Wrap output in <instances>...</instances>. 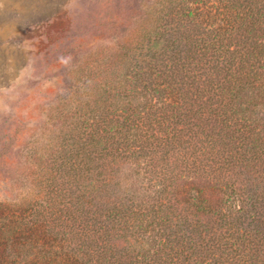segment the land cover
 Segmentation results:
<instances>
[{"label":"trees","instance_id":"1","mask_svg":"<svg viewBox=\"0 0 264 264\" xmlns=\"http://www.w3.org/2000/svg\"><path fill=\"white\" fill-rule=\"evenodd\" d=\"M179 5L206 37L87 15L94 106L55 115L60 164L0 201V264H264V134L238 107L264 106V0Z\"/></svg>","mask_w":264,"mask_h":264},{"label":"rangeland","instance_id":"2","mask_svg":"<svg viewBox=\"0 0 264 264\" xmlns=\"http://www.w3.org/2000/svg\"><path fill=\"white\" fill-rule=\"evenodd\" d=\"M179 4L180 0H0V201L17 200V190L24 187L17 178L33 171L32 163L43 170L60 164L68 150L63 141L70 133L64 130L63 118L54 123L55 115L63 113L66 104L86 113L94 106L85 102L93 100L98 89L93 93L84 84L87 68L80 54L84 42L93 43L88 33L94 21L87 15L113 6L102 22L112 31L133 15L130 24L147 28L158 47L171 40L165 33L177 24L203 38L201 28L183 15ZM210 12L213 22L224 11L215 7ZM258 102L255 94H247L238 107L241 116L264 134V106Z\"/></svg>","mask_w":264,"mask_h":264}]
</instances>
